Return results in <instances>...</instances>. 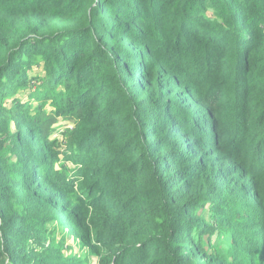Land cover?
I'll return each mask as SVG.
<instances>
[{
	"label": "trees",
	"instance_id": "16d2710c",
	"mask_svg": "<svg viewBox=\"0 0 264 264\" xmlns=\"http://www.w3.org/2000/svg\"><path fill=\"white\" fill-rule=\"evenodd\" d=\"M54 224L96 264H264V0H0V264H72Z\"/></svg>",
	"mask_w": 264,
	"mask_h": 264
},
{
	"label": "rangeland",
	"instance_id": "374dc122",
	"mask_svg": "<svg viewBox=\"0 0 264 264\" xmlns=\"http://www.w3.org/2000/svg\"><path fill=\"white\" fill-rule=\"evenodd\" d=\"M41 71L42 70L40 68H35V71H33L31 74L32 78L37 77L38 74L41 73ZM30 86H32V84H30ZM19 96H21V94H19ZM64 125H66L65 127L69 129L72 127V124L69 122L64 123ZM58 129L60 128L56 126L54 133H56ZM59 138L61 139V143H63L62 137ZM54 228H57V233L53 238L51 236L49 237V242H55L56 245L63 246L62 254L64 260L69 261L72 264H80L82 260L89 258L88 263L84 264H96L97 259L91 257L92 255L89 253L88 249L84 246L82 242L75 238L74 233L69 230L68 226L54 224L50 227V229ZM216 243L218 242L216 241Z\"/></svg>",
	"mask_w": 264,
	"mask_h": 264
}]
</instances>
